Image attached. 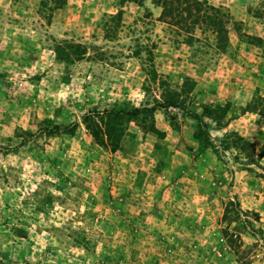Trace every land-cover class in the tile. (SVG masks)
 Segmentation results:
<instances>
[{"label": "rangeland", "instance_id": "rangeland-1", "mask_svg": "<svg viewBox=\"0 0 264 264\" xmlns=\"http://www.w3.org/2000/svg\"><path fill=\"white\" fill-rule=\"evenodd\" d=\"M200 1L225 49L156 0H0V264H264V0Z\"/></svg>", "mask_w": 264, "mask_h": 264}, {"label": "trees", "instance_id": "trees-1", "mask_svg": "<svg viewBox=\"0 0 264 264\" xmlns=\"http://www.w3.org/2000/svg\"><path fill=\"white\" fill-rule=\"evenodd\" d=\"M58 1L59 2H57L56 9H61L67 3V0ZM156 3L159 4L163 9L160 21L175 28L182 36H184V41L187 44H192L194 41L198 40L196 38V31L199 30L203 34L205 31H208L215 35L216 43L219 49H225L228 46L229 26L232 23V17L230 13L223 7H216L207 1L200 0H156ZM119 18H121V14L119 15L118 19ZM153 68L154 66L151 65V69ZM176 106V101L166 100L150 109L134 108L132 110L120 111L106 110L103 112V114L118 120L122 118L136 120L139 119L145 112L154 114L157 110H167ZM249 107L251 108L247 109V111L259 113L264 116V98H260L258 102H254V104L250 105ZM192 116L197 120L200 126L203 127L206 125L198 113H193ZM96 118L97 116L94 117L93 115H86L83 117L82 121L98 142L106 144L105 138H107V140L112 139L108 133L109 129L99 126L96 122ZM63 130L69 131L70 129L64 128Z\"/></svg>", "mask_w": 264, "mask_h": 264}]
</instances>
